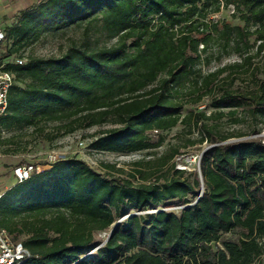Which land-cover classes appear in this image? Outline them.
Segmentation results:
<instances>
[{"label":"trees","instance_id":"1","mask_svg":"<svg viewBox=\"0 0 264 264\" xmlns=\"http://www.w3.org/2000/svg\"><path fill=\"white\" fill-rule=\"evenodd\" d=\"M229 7L240 24L215 18ZM2 30L0 62L13 74L2 154L25 149L24 128L56 123L47 140L109 124L92 150L153 156L125 178L114 165L101 173L71 157L14 183L0 228L22 236L23 264H264V141L240 139L260 133L264 81L232 88L264 74L254 63L264 52V0H41ZM67 33L76 36L56 56L22 55ZM231 56L239 61L209 69ZM187 105L205 108L182 113ZM177 125L181 143L157 154ZM203 143L213 146L199 172L174 168L180 148ZM132 213L104 243L96 237Z\"/></svg>","mask_w":264,"mask_h":264},{"label":"rangeland","instance_id":"2","mask_svg":"<svg viewBox=\"0 0 264 264\" xmlns=\"http://www.w3.org/2000/svg\"><path fill=\"white\" fill-rule=\"evenodd\" d=\"M41 0H1L0 1V27L4 29L5 27L14 23L20 13L29 8ZM233 10L231 7L222 10L215 18H222L230 21L232 24H240L236 18H232L231 14ZM76 36L72 33H67L63 37H50L46 36L41 38L39 41L27 46L23 51L22 55L26 57L29 54H33L39 57H49L56 56L60 51L68 44L67 37ZM253 41V39H251ZM239 61L237 56H231L224 59L221 64H213L209 67L210 70L214 68ZM257 65L264 66V52L254 60ZM254 81H264V74L257 73L255 78L250 75L241 76L234 81L232 88H242L245 89L253 85ZM204 104L208 103L207 98H204ZM204 109L205 106L194 107L192 105H187L183 108L182 113H187L191 110ZM206 110V109H205ZM209 112V111H208ZM225 121V120H223ZM56 123H48L45 125L42 133H36L33 127L24 128L21 131V147L25 146L23 151H19L13 154H2L3 148L0 149V185L5 189H9L14 181L11 176V169L17 164L31 163V164H44L47 163V157L49 154L54 153L57 155L58 160H63L65 158L75 157L83 160L91 168L101 172L106 173L103 168V164L114 165L116 168L122 169L123 173L119 174L120 177H127L129 173H133L137 166L135 162L137 161H147L152 159L153 156H149L146 151L121 154L112 152H101L95 151L90 148V142L97 136L98 132L107 128L112 127L109 124L102 126H94L86 129H80L72 134L60 135L54 140H47V135L54 132ZM223 127L226 130H238L246 131L245 125H231L228 122H224ZM260 128V133L258 135L244 136L240 139H261L264 141V121L258 124ZM183 126L177 125L168 132H164L165 143L156 150L157 154L162 153L168 144L181 143L180 135H182ZM17 132L5 133V136L11 134H16ZM184 133V132H183ZM191 137L196 138L197 132L192 134ZM235 139L229 140L232 142ZM211 144L203 143L197 144L192 147L180 148L179 154L172 160L175 169H184L185 171H196L199 172V160L201 153L205 148H210ZM206 149V150H207ZM118 175V174H117ZM158 174H154L150 181L155 180ZM133 183L139 182L138 176L132 180ZM178 208V207H177ZM175 208V209H177ZM174 209V208H173ZM174 209V210H175ZM108 232L99 233L96 237L98 239H105ZM22 236L17 237V241H21Z\"/></svg>","mask_w":264,"mask_h":264},{"label":"built area","instance_id":"3","mask_svg":"<svg viewBox=\"0 0 264 264\" xmlns=\"http://www.w3.org/2000/svg\"><path fill=\"white\" fill-rule=\"evenodd\" d=\"M4 41V32L0 27V45ZM14 64H22L23 59L15 57L12 59ZM5 62H0V116L6 112L7 109V94L13 84V74L5 68ZM205 106V105H201ZM1 157V152H0ZM58 160L56 154L51 153L47 157V163L31 164L23 163L17 164L11 169V176L14 183H21L29 179L32 175L49 168V165ZM0 185V201L6 192ZM30 254L28 250L19 241L12 240L11 236L5 229L0 228V264H23Z\"/></svg>","mask_w":264,"mask_h":264},{"label":"water","instance_id":"4","mask_svg":"<svg viewBox=\"0 0 264 264\" xmlns=\"http://www.w3.org/2000/svg\"><path fill=\"white\" fill-rule=\"evenodd\" d=\"M207 148H205L203 151H202V153L206 150ZM201 153V154H202ZM202 193V187H201V189H200V194ZM200 194H199V196H200ZM159 211H163V209H160ZM149 212H154V210H152V211H149ZM135 214H137V213H132V214H129V215H126V216H124V217H122V218H120L118 221H116L113 225H112V227L110 228V230H109V232H108V234H107V236H106V238H105V240L103 241V243L117 230V228H118V226H119V224H120V222L124 219V218H126V217H128V216H130V215H135ZM103 243H101L100 245H98L97 247H95V249L94 250H96L97 248H99ZM93 250V251H94Z\"/></svg>","mask_w":264,"mask_h":264},{"label":"crops","instance_id":"5","mask_svg":"<svg viewBox=\"0 0 264 264\" xmlns=\"http://www.w3.org/2000/svg\"><path fill=\"white\" fill-rule=\"evenodd\" d=\"M1 1V0H0Z\"/></svg>","mask_w":264,"mask_h":264}]
</instances>
